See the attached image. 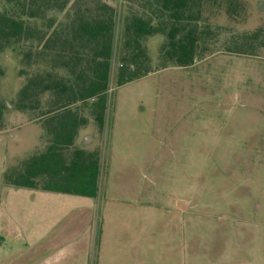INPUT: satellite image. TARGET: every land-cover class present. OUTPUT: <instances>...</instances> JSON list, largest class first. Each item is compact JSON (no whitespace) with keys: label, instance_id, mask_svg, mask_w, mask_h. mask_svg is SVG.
Wrapping results in <instances>:
<instances>
[{"label":"rangeland","instance_id":"374dc122","mask_svg":"<svg viewBox=\"0 0 264 264\" xmlns=\"http://www.w3.org/2000/svg\"><path fill=\"white\" fill-rule=\"evenodd\" d=\"M84 1L94 12L105 2L117 11L106 124L100 131L85 110L89 122L76 140L100 154L97 198L2 182L6 170L45 148L47 134L34 112L16 109L42 65L23 62L19 47L0 52V94L9 107L0 131V203L24 238L49 244L43 258L33 249L30 262L55 264L62 232L60 261L85 246L87 264H264V46L226 49L237 35L258 28L264 35V0H234L235 15L225 4L205 5L200 27L218 32L206 57L122 85L124 18L153 0ZM163 38L146 42L155 66Z\"/></svg>","mask_w":264,"mask_h":264},{"label":"trees","instance_id":"16d2710c","mask_svg":"<svg viewBox=\"0 0 264 264\" xmlns=\"http://www.w3.org/2000/svg\"><path fill=\"white\" fill-rule=\"evenodd\" d=\"M83 2L1 0L0 52L19 47L23 62L42 65L19 91L16 109L34 112L47 134L42 151L5 171L2 182L6 185L90 198L100 193V154L76 146V140L80 128L89 122L85 110L100 131L106 124L117 11L105 2L94 12ZM223 4L229 15L236 14L234 0H153L146 12L128 14L123 22L116 85L172 65L189 67L199 57H206L207 43L218 32L209 25L200 27L202 12L205 5L217 8ZM158 34L164 40L155 66L146 42ZM263 37L258 28L237 35L233 38L236 47L226 49L252 52L264 46ZM61 69L66 73L61 74ZM3 75L0 67V77ZM8 108L0 94V130Z\"/></svg>","mask_w":264,"mask_h":264},{"label":"crops","instance_id":"0c3cea01","mask_svg":"<svg viewBox=\"0 0 264 264\" xmlns=\"http://www.w3.org/2000/svg\"><path fill=\"white\" fill-rule=\"evenodd\" d=\"M78 136L82 137V134L80 133ZM100 184H101V177H100ZM100 189H101V186H100ZM60 201H63V200H60ZM0 212H1L0 213V264H45V259L40 261L41 263H39V261H37V263L30 262L31 257H33L32 260L36 258H34L35 255H32V254H31L32 256H29L33 249H38L39 250L38 254H42V258H43L45 248L49 245L45 243L43 244L44 238L42 237L35 243H30L26 238H24V236L22 235V232L20 233L21 230L19 229L16 219L9 213V211L6 209V207L2 203H0ZM179 226H180L179 230H181L182 228L181 223H179ZM49 234L53 235V232ZM61 235H62V232L59 233V245L57 246L56 245L57 243H55L54 246H56L55 250H59L58 253L61 256H64L63 253L64 252L66 253V250L64 247L65 245H63L61 242L62 241ZM53 237L55 238L56 234ZM5 240H8V241L11 240V242L6 243ZM19 241H22L21 246L17 247V244ZM78 249L80 248L77 247L76 250L70 251L68 257L66 256L64 260L62 259V261H60L61 256H58V261L55 262V264H87V257L85 255V253L87 254V248L83 246L80 249V251ZM50 251L51 250H49L48 252ZM42 258L39 257L40 260ZM74 258H76V260ZM232 259L233 258L231 256V260ZM255 264H259V263L256 262Z\"/></svg>","mask_w":264,"mask_h":264},{"label":"flooded vegetation","instance_id":"af4514ba","mask_svg":"<svg viewBox=\"0 0 264 264\" xmlns=\"http://www.w3.org/2000/svg\"><path fill=\"white\" fill-rule=\"evenodd\" d=\"M39 263H41V262H39Z\"/></svg>","mask_w":264,"mask_h":264}]
</instances>
